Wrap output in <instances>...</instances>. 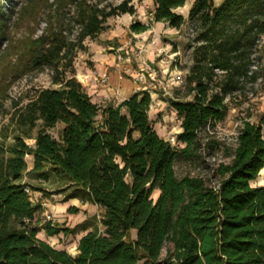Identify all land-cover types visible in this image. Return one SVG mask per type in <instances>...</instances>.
<instances>
[{"label": "trees", "instance_id": "1", "mask_svg": "<svg viewBox=\"0 0 264 264\" xmlns=\"http://www.w3.org/2000/svg\"><path fill=\"white\" fill-rule=\"evenodd\" d=\"M185 1L153 0L152 20L179 29L185 18L175 9ZM5 10L0 0V41L8 36ZM123 13H135L129 0L108 10L85 4L74 41L58 29L31 47L32 65L51 66L57 86L34 91L18 115L26 131L7 147V156H0V264H264V184H251L264 165L263 119H241L229 160L212 168L216 186L202 175L178 176L174 169L176 159L191 162L199 156V129L222 119L225 95L247 74L250 53L264 34V0L192 2L187 19L198 30L195 58L202 49L203 58L224 75L217 90L208 93L202 80L207 74H195V62L192 98H167L180 119L174 143L160 136L149 118V92L101 105L75 77V47L81 49L85 37L100 32L106 17ZM147 27L137 20L129 25L133 32ZM38 120L31 146L25 137ZM56 123L63 124L59 138L47 131ZM27 154L33 161L27 172L43 179L56 172L68 180L67 199L104 209L102 230L81 235L74 255L37 236L40 230L48 237L74 234L86 223L70 228L34 221L41 207L25 190L32 185L21 181ZM67 211L79 210L69 206ZM132 229L136 233L130 239Z\"/></svg>", "mask_w": 264, "mask_h": 264}, {"label": "rangeland", "instance_id": "2", "mask_svg": "<svg viewBox=\"0 0 264 264\" xmlns=\"http://www.w3.org/2000/svg\"><path fill=\"white\" fill-rule=\"evenodd\" d=\"M122 0H2L6 11V34L0 41V156H7V147L13 143L16 136H22L26 128L19 125L18 115L22 112L24 105L33 95L37 88L56 87L52 83L53 68L43 65L38 68L32 65L31 47L34 41L44 39V42L58 29L74 41L79 28V15L86 5L97 7L114 6ZM194 0H186L182 7L176 8L185 22L176 32L169 33L170 39L164 38L171 46L168 52L160 51V56L152 62H148L156 72L155 81H147L148 89L153 92L155 101L159 99L157 106H153L149 112L154 128L160 136L175 141L176 130L180 125V119L175 111L167 103L168 97L180 99H191L193 93L190 88L191 67L196 62L194 73L197 75L207 74L202 80L207 84L208 93L217 90L216 84L223 78V71L211 67L206 58H203L202 49L197 52V59L194 49L200 44L195 40L198 32L196 25L187 19L188 11ZM222 0H213L218 5ZM134 6L136 13L110 15L103 23L104 27L94 37H85L82 41V48L73 50L72 67L76 72L82 67L92 66L89 60L92 51L103 44L111 42L116 45L117 39H106L113 32L127 36V29L131 20H136L137 15L149 16L153 9V0H129ZM136 18V19H135ZM58 25V26H57ZM109 43L110 45H112ZM112 52L113 50H108ZM172 51H174L172 53ZM248 72L238 79L237 88L230 91L224 97L227 105L226 113L220 120H210L198 131L196 137L201 144L199 156L191 161L176 159L174 169L178 176L184 173L198 174L205 177L211 184H217V178L212 175V168L219 161H228V154L234 146L235 134L240 126L241 119L257 121L262 118L264 121V34L260 36L257 45L250 53ZM162 61L160 64L157 61ZM181 74L182 82L177 83L174 76ZM252 73V74H251ZM209 75V77H208ZM77 78V77H76ZM160 80L164 89L159 86ZM149 83V84H148ZM142 90V89H139ZM150 108V107H149ZM60 124L56 123L47 131L55 138H59ZM41 126V121L36 122L35 127L27 131L29 137L25 141L33 145L34 136ZM264 137V125L262 128ZM27 166L31 163V155H25ZM46 167H49L48 165ZM25 182H30L29 187L32 203L40 204L43 200L46 205H40L41 209L35 214L34 221H51L52 224L74 227L81 224H90L89 229L102 230L100 224L101 212L99 207L91 209L89 213L82 209L76 212L57 209V203L69 202L67 194L71 188L67 187L68 180L56 172H49L47 179H37L29 172L23 174ZM23 180V181H24ZM252 185L264 184V165L259 171L256 179L251 181ZM66 188H69L66 191ZM65 191V192H63ZM157 191L151 193L153 199L157 198ZM56 205V206H55ZM136 231L130 230L128 238H135ZM80 232L74 234L50 236L48 238L43 230L37 233L38 237L45 238L54 245L61 246L69 252L74 251V243ZM164 249L162 250V254Z\"/></svg>", "mask_w": 264, "mask_h": 264}, {"label": "crops", "instance_id": "3", "mask_svg": "<svg viewBox=\"0 0 264 264\" xmlns=\"http://www.w3.org/2000/svg\"><path fill=\"white\" fill-rule=\"evenodd\" d=\"M175 11L177 10L175 9ZM152 12L153 9L148 13L149 16L137 15V19L135 18L137 21L143 24H148V27L145 30L140 32H133L128 28L127 36L116 34L115 32L108 35L106 37V39L108 40H110L111 38L117 39L116 45L112 44L111 42H107L105 45L103 44L101 47L99 46L98 49H94L92 51L91 57L89 58V60L93 63L92 66L82 67L81 70L76 72L75 77H77V79L83 85L86 93L95 103L101 105H105L107 103L117 104L118 102L128 98L134 92L139 91L138 87H141V83L136 79V76L140 69L144 67L143 61L147 63L152 62L161 55L160 51L168 52L171 45L168 42H165L164 38L170 39L167 35L169 33L176 32L177 29L168 26L167 23L165 24V22L163 21H153ZM128 15L130 16V14ZM131 21L133 22L135 20ZM132 22H130L129 24L131 25ZM109 43H111L112 45H110ZM110 49H112L113 51H108ZM173 52L174 51H172V53ZM117 56H121L120 59ZM161 62V60L157 61L158 64H160ZM103 70L108 71L109 79L107 84L102 85L97 81L96 76ZM151 94L152 95L151 102L149 103L150 108L148 110V115L154 105L157 106L159 102L164 103V101L160 99L158 101H155L156 96L153 92ZM62 126L63 124L61 123L60 129L62 128ZM180 131L181 128L179 125L176 133L178 134V132ZM32 162L33 161L31 160V163L27 166V171L31 169ZM32 175L37 179H40L35 174ZM23 180L24 179H21V181ZM68 190L69 189H67L66 191ZM68 200L70 201L67 203H57L59 207L57 209L66 210V208H68L69 206H75L79 211L80 209H82L83 212L87 211L89 213V211L91 209H94V207L96 206V208L99 207L101 215L104 212V209L102 207L89 201L83 202L75 197L68 198ZM31 201H33L32 197ZM90 227V224H85V228L78 231L80 232V235L77 237L76 242L74 243L73 252H69L61 246L54 245L53 242L51 243L45 238H39L46 240L48 243L57 248H63L68 253L74 255L76 253V243L78 242V239L87 231L92 230L89 229Z\"/></svg>", "mask_w": 264, "mask_h": 264}, {"label": "built area", "instance_id": "4", "mask_svg": "<svg viewBox=\"0 0 264 264\" xmlns=\"http://www.w3.org/2000/svg\"><path fill=\"white\" fill-rule=\"evenodd\" d=\"M117 57L120 59L121 56H117ZM143 65H144V67L140 69V71L138 72V74L136 76V79L141 83V87H138V89H142V90L150 93V90L148 89V85L146 84V82L147 81H155L156 80V72L150 66V64H148L147 62L143 61ZM96 79L102 85L107 84L108 79H109L108 71L107 70L101 71L100 73L97 74ZM174 80L177 83L182 82L181 74L179 72L174 76ZM158 82L160 83L159 86L162 89H164L165 87H164V85H162V82L160 80H158ZM169 141L171 143L175 142V141H173V138H170ZM25 190L29 193L30 199H31V194H30L29 188L26 187ZM40 205H46V202L43 200L42 202H40Z\"/></svg>", "mask_w": 264, "mask_h": 264}]
</instances>
